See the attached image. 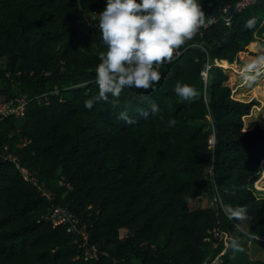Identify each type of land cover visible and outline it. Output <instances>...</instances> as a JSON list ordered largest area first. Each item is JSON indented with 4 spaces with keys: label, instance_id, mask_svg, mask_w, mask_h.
Here are the masks:
<instances>
[{
    "label": "trees",
    "instance_id": "obj_1",
    "mask_svg": "<svg viewBox=\"0 0 264 264\" xmlns=\"http://www.w3.org/2000/svg\"><path fill=\"white\" fill-rule=\"evenodd\" d=\"M236 1L199 0L207 20H220L161 69L156 91L124 89L121 106L131 99L129 115L137 121L127 125L117 119L122 108L103 101L90 110L84 106L97 93V52L104 50L87 18L101 12L106 0H0V59L6 66L0 93H50L48 102L28 104L21 122L0 121V147L56 194L48 200L16 163L0 157V264H205L219 257L224 264H264L207 240L218 227L264 249V186L257 189L264 184V89L242 95L246 61L238 59L248 56L244 52L261 54L264 0L227 25L223 7ZM252 17L257 24L246 29ZM207 67L205 89L201 73ZM178 79L197 89L191 103L175 95ZM152 102L163 109L164 120L140 115ZM170 118L177 123L167 128ZM212 126L214 157L208 148ZM21 138L27 142L18 147ZM212 165L214 182L207 176ZM204 197L213 204L198 205ZM219 198L248 206L245 225L259 239L237 231ZM58 205L76 212L90 242L101 244L109 257L86 258L76 235L41 219Z\"/></svg>",
    "mask_w": 264,
    "mask_h": 264
},
{
    "label": "clouds",
    "instance_id": "obj_2",
    "mask_svg": "<svg viewBox=\"0 0 264 264\" xmlns=\"http://www.w3.org/2000/svg\"><path fill=\"white\" fill-rule=\"evenodd\" d=\"M93 26L100 33L104 45L97 52L98 63L95 66L94 83L97 93L84 100V106L92 109L94 104L103 101L112 107L121 109L117 119L127 125L137 121L129 115L132 100L120 103L125 88H135L144 92L156 91L161 81V69L174 63L182 54L181 49L191 41L202 28L208 26L206 13L199 0H106L104 9L92 13ZM257 24L255 17L249 18L244 27L253 29ZM261 54L251 57L243 66V83L249 87L264 75V45H260ZM175 95L191 103L198 95L197 89L186 82L176 80L173 86ZM163 109L156 103L149 110L142 111L145 119L162 115ZM176 120L170 118L166 127L176 126ZM221 210L230 221H236L237 231L249 239H259L243 226L249 220L247 205L227 204L219 198ZM226 251L233 255L244 252L242 237H228Z\"/></svg>",
    "mask_w": 264,
    "mask_h": 264
},
{
    "label": "built area",
    "instance_id": "obj_3",
    "mask_svg": "<svg viewBox=\"0 0 264 264\" xmlns=\"http://www.w3.org/2000/svg\"><path fill=\"white\" fill-rule=\"evenodd\" d=\"M257 1L258 0H237L234 3H228L223 7L222 10L223 15L221 19L224 20L227 25H229L232 20V17L236 13L255 4ZM219 20L220 18L217 17L209 18L207 20L208 26L206 28H202L200 32L193 39L202 36L204 32L212 24L217 23ZM87 21L89 25L93 24V21L90 17L87 18ZM181 52L183 53V50H181ZM5 68L6 66L0 59V72H2V70H4ZM5 74L9 78L13 75L11 71H6ZM17 75L20 76L21 72H18ZM201 76L204 81L205 89H206L209 80V67H207L205 70L202 71ZM55 93H58V91L53 92V94ZM43 99L46 102H48L50 100V93H44L34 97H31L29 96V94L19 91H15L13 93H0V121L12 117L16 121L21 122L26 115L27 105L34 100L42 101ZM26 142H27L26 138H21L20 142L18 143V147H23V145ZM208 148L212 152V155L214 157L215 148H216V131L213 126L211 129V134L208 138ZM0 157H2L4 161L11 160L14 163H16V167L21 172L25 180L30 181L35 186H37L39 190L42 192V195L45 196L48 200L50 201L55 200L56 194L52 191H49L44 183L39 182V179L36 175H34L27 168L22 166L20 164V159L17 155L9 152L8 150H3L0 147ZM207 176L212 182H214L213 165L207 169ZM62 183L63 182H61V184ZM68 186L70 187L69 184ZM41 219L50 222L53 228L64 229L66 230L67 233L76 235V239L74 240V243L78 245V248L80 250L84 251V255L86 258L99 259L101 257H109V253L106 250H104L101 244L90 242V238H89L90 236L87 226L85 224L80 225L78 215L69 207L62 205L54 206L47 213L43 214L41 216ZM208 234L209 237L207 238V240L210 239L216 240V243L214 244V248H217L219 242L225 243L229 237V235L226 232L222 231L218 227L209 230ZM126 238H128L127 234L120 236L121 240ZM205 264H224V259L222 257H219L217 260L208 261Z\"/></svg>",
    "mask_w": 264,
    "mask_h": 264
},
{
    "label": "rangeland",
    "instance_id": "obj_4",
    "mask_svg": "<svg viewBox=\"0 0 264 264\" xmlns=\"http://www.w3.org/2000/svg\"><path fill=\"white\" fill-rule=\"evenodd\" d=\"M247 55L248 56H245V58L243 57L244 56V54L243 53H241L240 54V56L238 55V59H239V61H242V62H244V61H248L251 57H253L250 53H248L247 52ZM245 62V63H246ZM234 68H236V66H233ZM237 70V69H236ZM240 72H242V70L240 71ZM242 80H243V78H242ZM257 82V85L255 86V87H259V88H262V89H264V75H262L260 78H259V80H257L256 81ZM241 84H243V81H242V83ZM243 89L241 90L242 92H245L246 94H251L252 93V95H255L256 93H254V88L251 86V87H249V86H244V87H242ZM259 120H261L260 122L261 123H263L264 124V121L262 120V118H260ZM257 185H258V190H259V186H264V184H259V183H257ZM212 204L211 203V200H209L207 197H204L203 199H199V201H198V205H200V206H206L205 204ZM245 226L246 225H244L243 226V230L244 231H246L247 229L245 228ZM230 237V236H229ZM226 243H227V241L224 243V247H226ZM257 244H259V243H252V242H249V241H245V240H243L242 239V245H243V247H244V252H246L247 253V255L248 256H250L251 258H253V259H259V258H261V259H264V249H260L259 251H257L256 250V248H258L259 247V245H257ZM239 253H236L234 256H236L237 257V255H238Z\"/></svg>",
    "mask_w": 264,
    "mask_h": 264
},
{
    "label": "crops",
    "instance_id": "obj_5",
    "mask_svg": "<svg viewBox=\"0 0 264 264\" xmlns=\"http://www.w3.org/2000/svg\"><path fill=\"white\" fill-rule=\"evenodd\" d=\"M193 46H195L194 44H192ZM244 53H247V52H244ZM243 61V60H242ZM259 80V79H258ZM257 85V82L255 83V84H253L252 85V87L253 88H255V86ZM258 87V86H257ZM242 95H246V93L245 92H242ZM245 228L247 229V227L245 226ZM247 231V230H246ZM261 248H260V246L258 247V248H256V250L257 251H259ZM245 254L247 255V253L245 252ZM248 256V255H247ZM248 258H249V260L250 261H255V260H260V261H262L263 263H264V259H261V258H259V259H253V258H251L250 256H248Z\"/></svg>",
    "mask_w": 264,
    "mask_h": 264
},
{
    "label": "bare ground",
    "instance_id": "obj_6",
    "mask_svg": "<svg viewBox=\"0 0 264 264\" xmlns=\"http://www.w3.org/2000/svg\"><path fill=\"white\" fill-rule=\"evenodd\" d=\"M226 65V64H225Z\"/></svg>",
    "mask_w": 264,
    "mask_h": 264
}]
</instances>
